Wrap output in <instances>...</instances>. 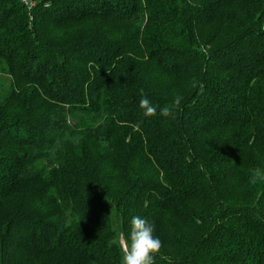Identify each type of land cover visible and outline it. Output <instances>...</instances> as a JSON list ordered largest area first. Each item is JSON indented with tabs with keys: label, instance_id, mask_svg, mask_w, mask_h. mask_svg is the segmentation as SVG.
Segmentation results:
<instances>
[{
	"label": "trees",
	"instance_id": "obj_1",
	"mask_svg": "<svg viewBox=\"0 0 264 264\" xmlns=\"http://www.w3.org/2000/svg\"><path fill=\"white\" fill-rule=\"evenodd\" d=\"M246 1L0 0V264H122L134 216L200 227L154 264H264V0L218 23Z\"/></svg>",
	"mask_w": 264,
	"mask_h": 264
},
{
	"label": "clouds",
	"instance_id": "obj_2",
	"mask_svg": "<svg viewBox=\"0 0 264 264\" xmlns=\"http://www.w3.org/2000/svg\"><path fill=\"white\" fill-rule=\"evenodd\" d=\"M181 100L182 97L179 95L175 96L173 105H179ZM139 107L143 109V115L146 117H152L157 114V107L153 106L146 96L142 95ZM172 114L173 110L169 106H164L160 109V115L162 116L168 117ZM137 130H139V125H137ZM252 177L251 182L255 184L264 180V172L260 168H255L252 171ZM154 230V224L150 223L146 218L132 217L130 242L124 236L119 239L123 252L122 264H154V254L159 253L162 247V241L154 236Z\"/></svg>",
	"mask_w": 264,
	"mask_h": 264
},
{
	"label": "rangeland",
	"instance_id": "obj_3",
	"mask_svg": "<svg viewBox=\"0 0 264 264\" xmlns=\"http://www.w3.org/2000/svg\"><path fill=\"white\" fill-rule=\"evenodd\" d=\"M30 0H22L24 4L29 2ZM248 5H245L244 3L238 4L236 9L234 11H230L228 18L225 19L223 22H218L219 25L222 24L224 26V33H234L237 32L242 28L243 25H246L248 22H250L253 18L252 16H257L258 12H260V9L256 7V4L260 3V0H247ZM31 7L32 5H28V7ZM218 25V24H217ZM224 140L223 137L220 135H216L213 139V142L216 144H220V142ZM214 143V144H215ZM169 232H166V234H162L161 236H156L160 240L165 239L167 242L170 243V240L174 242L178 238H182L183 241H191L194 240L198 234L200 233V227L197 226L194 228L193 231L190 230H181L182 232H179L177 228H182V224L174 219L171 220L170 227H168ZM122 251V249H121Z\"/></svg>",
	"mask_w": 264,
	"mask_h": 264
}]
</instances>
